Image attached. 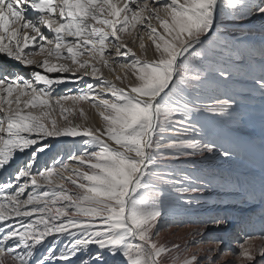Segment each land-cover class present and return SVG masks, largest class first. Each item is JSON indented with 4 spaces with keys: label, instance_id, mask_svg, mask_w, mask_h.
Instances as JSON below:
<instances>
[{
    "label": "snow or ice",
    "instance_id": "1",
    "mask_svg": "<svg viewBox=\"0 0 264 264\" xmlns=\"http://www.w3.org/2000/svg\"><path fill=\"white\" fill-rule=\"evenodd\" d=\"M0 264H264V0H0Z\"/></svg>",
    "mask_w": 264,
    "mask_h": 264
},
{
    "label": "rangeland",
    "instance_id": "2",
    "mask_svg": "<svg viewBox=\"0 0 264 264\" xmlns=\"http://www.w3.org/2000/svg\"><path fill=\"white\" fill-rule=\"evenodd\" d=\"M83 58L86 59L87 57H83ZM88 115L90 117V120L94 121V119L92 118L93 113L91 111H89ZM238 134L244 135L247 138L251 139L254 144L253 159L251 160V162L244 161L243 164L239 167V170L241 172H247L249 171L250 168H252L256 171L258 175L259 170H260V144H261V137H262L259 122L257 121L255 124H250L246 127H243ZM212 161H210L211 164L206 162V165L214 166L215 168H219V170L220 168H222L225 171H227L229 168V165L225 164L223 160H212ZM232 167L235 168L236 165H233ZM232 203L235 207V208L234 207L232 208V211H236L234 215L237 220H239V218L242 216L245 218L247 217L255 218L261 212V205L258 203V201H254L250 204L251 206L252 205L257 206L255 212H251V209H249L251 206L248 204L241 205L239 201H232ZM161 223L164 225V227L160 233V238L164 240L172 241L175 243H179V244H183L185 240L190 239L189 233L191 232L193 227H196V225L191 220H187L186 218H183V217L174 218L170 216V217L165 218L163 221H161ZM254 235H256V233H254ZM257 243H259V240H257ZM197 247H201V246L200 245L190 246L189 251H192Z\"/></svg>",
    "mask_w": 264,
    "mask_h": 264
},
{
    "label": "bare ground",
    "instance_id": "3",
    "mask_svg": "<svg viewBox=\"0 0 264 264\" xmlns=\"http://www.w3.org/2000/svg\"><path fill=\"white\" fill-rule=\"evenodd\" d=\"M131 46V45H130ZM150 54V53H149ZM38 59H39V57H37ZM21 71H26V69H23V68H21L20 69ZM105 75H110V73H108V71L107 70H105ZM85 107H87V106H85ZM93 113V112H92ZM93 119H94V121H98V117H96L95 116V114L93 113V117H92ZM208 163H210L211 164V162H208ZM207 163V164H208ZM212 163H213V161H212ZM216 163V162H215ZM214 163V164H215ZM213 165V164H212ZM206 167H208L210 170H215V171H225V170H223L222 168H220V170H219V168H215L214 166H211V165H206ZM224 167V166H223ZM251 206V205H250ZM249 207V206H248ZM235 208V207H234ZM256 208H257V206H255V205H252L249 209H251V212H255V210H256ZM239 210V209H238ZM243 210V209H242ZM233 213H235L236 211H232ZM246 214V213H245ZM193 228H195V227H193ZM192 228V229H193ZM181 230V229H180ZM175 231V230H174ZM173 232V231H172ZM191 238V237H190Z\"/></svg>",
    "mask_w": 264,
    "mask_h": 264
}]
</instances>
